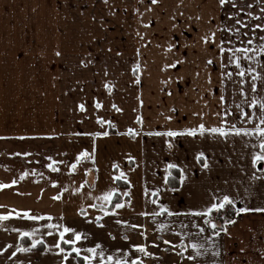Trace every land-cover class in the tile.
Masks as SVG:
<instances>
[{
    "label": "crops",
    "instance_id": "1",
    "mask_svg": "<svg viewBox=\"0 0 264 264\" xmlns=\"http://www.w3.org/2000/svg\"><path fill=\"white\" fill-rule=\"evenodd\" d=\"M134 7L139 9L136 5ZM254 7L258 12L259 7ZM58 12V4L54 0H0V182L8 183L13 178L19 179L22 171L29 172L17 185L0 190V204L7 205L9 209H31L37 215L50 214L53 223L59 222L88 233L89 239L83 241L84 244L91 245L98 240L105 247L123 244L120 236L126 231L135 242H143V238L137 237L124 225H117L116 219L145 225L148 240L161 235L152 231L154 225L150 217L139 215L156 208L150 202L155 199L151 192L156 188L161 189L160 203L180 211L189 206L200 205L208 199V191L216 188L237 197L238 206L264 207V178L256 181L251 179L253 170L249 167V149L244 147V139L177 137L173 141V148L169 149L164 143V137L146 135L165 128L195 126L201 122V117L193 113L203 112L206 126L219 123L213 115L220 107V88L217 83L221 71L219 60L205 67L206 58L212 56L216 59V52L205 51L199 44L191 46L192 36L196 35L194 38H198L197 32L185 31L184 36L178 32L174 39L181 42L179 50L169 53L157 51V55H162L158 61L148 62L150 58L147 48L137 46L129 52L134 56L139 50L138 58L145 60L141 64L142 69L156 72L155 75L147 74L144 78L146 83L150 76L156 81L155 98H148V87L140 94H135L128 86V94H124L127 90L117 82L119 65L116 62L106 66L99 63L98 66L94 65L92 78L103 83H114L115 93L104 98L98 92L97 97L93 98L85 93V71L79 63L81 57L69 54L68 31L63 30V17L66 15L62 14V5L61 30H58L56 24ZM135 13L138 20L141 19V9ZM211 13L209 11V15ZM138 20L134 19L136 22ZM217 20H223V17ZM134 21L131 19L130 22L135 28ZM136 31L137 29L134 32ZM128 32L130 35L133 33ZM203 32L200 31V34ZM185 43L189 47L184 48L182 45ZM57 51L61 53L59 57L55 55ZM201 56L203 57L200 59ZM70 59L74 60L72 64ZM177 59H182L183 63L176 68H164L166 63L171 64ZM133 65L129 64L128 70H132ZM209 74L213 81L211 85L207 82ZM165 81L168 83H164ZM70 85L73 86L71 91ZM138 96L141 98H137ZM226 96L229 104L233 99L239 102V97L232 96L231 87ZM95 102H100L102 107L96 109ZM79 103L85 105V111L77 110ZM173 108L176 111H170ZM138 115L143 118L142 125L136 123ZM97 116L111 121L114 127L107 124L101 126L97 123ZM167 116L172 119L166 120ZM130 127L140 132L135 139L124 134ZM103 130H107L109 135L95 138V165L91 161H84L77 166L76 172L69 173L66 165L74 160L75 155L84 149L91 152L93 148V137L75 133ZM196 151H204L209 157V170L201 171L200 166L195 163ZM23 152L32 155H14ZM49 156L65 161V164L58 165L60 172H52L47 168ZM129 156L134 157V160L130 161ZM167 162L186 166L188 178L182 187H178L179 191L172 192L163 187V169ZM114 163L119 167L113 168ZM86 168H92V171L86 174ZM120 171L131 182L127 186L131 196L121 195L120 198L131 199V206L118 210V217L103 216L98 208L88 207L89 204L98 203L88 196L89 192L92 196H97L110 187H118L120 193L126 190L125 181L114 182L112 179ZM85 179L88 184L80 192H73ZM54 180L57 181L55 186L52 183ZM119 181L123 184L122 187ZM93 183L95 188L89 187ZM65 188L68 191H64ZM245 189L248 191L245 192ZM57 194L61 199H53ZM81 207L88 213L87 216L80 214ZM5 210L0 208V211ZM97 216L102 217L100 222H95ZM44 223L47 221L32 222L15 218L4 222V227L9 230L5 231L4 227H0V264H59V257L54 252L43 253V250L17 252L16 256H12L16 247L21 246L22 238L10 229L28 230ZM99 223L104 227H100ZM40 231L43 232L44 229L41 228ZM109 232L117 237L115 241L109 238ZM229 232L230 237L222 233L219 239L224 253L222 259L226 264H264V213L241 214L237 217V222L229 226ZM163 235L165 238H173L168 233ZM45 240L50 245L54 243L52 236H46ZM30 243L29 240L25 247ZM164 247L161 241L160 248H150L160 259H147L146 264H174L178 258L173 252L162 251ZM184 264L188 262L185 261Z\"/></svg>",
    "mask_w": 264,
    "mask_h": 264
},
{
    "label": "snow or ice",
    "instance_id": "2",
    "mask_svg": "<svg viewBox=\"0 0 264 264\" xmlns=\"http://www.w3.org/2000/svg\"><path fill=\"white\" fill-rule=\"evenodd\" d=\"M104 2L107 3V0H104ZM159 3L160 0H150L149 7L145 11H152L151 6ZM182 3L183 0H178L177 9ZM254 6L259 7L258 12L255 11ZM136 11H139V9H136ZM215 11L217 16L223 12L225 19L218 21L217 16L209 15L207 21H204L205 31L202 34H200L199 28L203 20L201 15L189 16L187 18L189 23L186 27L198 34V38L192 39V47H196L199 44L205 51L214 50L216 52V59L212 56L206 58L205 67L213 65L217 59L219 60L221 71L219 72L217 83L220 88L218 96L220 107L213 113L219 123L211 127L206 126L203 122L204 113H193V115L201 117V122L195 126L177 129L165 128L163 131L148 132L146 135L164 137V143L169 149L173 148V141L177 137H191L193 139L200 137H220L224 139L239 137L244 139V147L249 149V167L253 170L251 179L256 181L264 178V0H251V2L250 0H216ZM140 15L143 16V13H140ZM178 15L183 16V12H178ZM170 19L176 20V16H171ZM150 23L151 21H149ZM149 24H144V27H148ZM177 27V23L172 24L173 29ZM184 32L185 29L182 28L180 35L184 36ZM137 35L143 39V34L138 32ZM157 46L159 47V45ZM180 46L181 42L179 39L175 43L170 40L164 51L166 53L173 52V50H179ZM182 46L184 48L189 47L187 43ZM55 55L59 57L61 53L57 51ZM137 55H139V50H137ZM87 63H91V61H80L82 66H86ZM181 63H183V60L177 59L171 64L166 63L164 68H176ZM230 66L231 70H229ZM139 68V62L135 63L132 68L133 75L136 77L135 83L140 82L137 74ZM197 75H199V72ZM53 79H57V77H53ZM177 79H182V77H177ZM207 82L210 85L213 83L211 74L207 76ZM164 83H168V81ZM104 87L111 91V87L107 82ZM229 87L232 89V96L234 98L239 97L238 103L235 99H233L231 104L228 103L226 93ZM205 103L207 104V101ZM94 107L100 109L102 104L95 102ZM77 110L85 111V105L79 103ZM117 111H120V109H117ZM170 111L174 112L176 109L173 108ZM165 119L171 120L172 117L167 116ZM97 123L101 126L107 124L109 127H114L111 121L99 116H97ZM136 123L142 125L143 118L138 115ZM124 134L135 139L140 135V132L130 127ZM75 135L93 137V148L91 152L84 149L75 155L74 160L66 165L69 173L76 172L77 166L84 161H91L94 166L95 138L107 136L109 133L107 130H103L94 133H75ZM24 138L20 137V139ZM14 155L27 157L32 155V153L23 152L14 153ZM128 159L131 161L134 160V157L129 156ZM47 160L50 162L46 166L52 172H60L61 169L58 165L65 164V161L55 160L51 156L47 157ZM194 161L200 166L201 171L211 168L210 159L205 155L204 151H196L194 153ZM112 167L118 168L119 165L114 163ZM173 170H176L175 174ZM91 171L92 168L85 169L86 174ZM163 171V187L168 191H179V188L174 186L173 182L178 183L182 187L188 178L186 166H181L175 162L165 163ZM257 173L261 175L258 176ZM28 175L29 172L22 171L19 179L13 178L8 183L0 182V190L12 188ZM112 179L114 182L116 180L125 181L126 190L120 193L118 187H110L97 196H92V193L89 192L88 196L98 201V203L89 204L88 207L98 208L103 216L118 217V210L131 206V199L123 200L120 198L121 195L123 197L131 196L130 191L127 190V186L131 182L123 171L113 176ZM52 183L55 186L57 181L54 180ZM225 183L227 182L225 181ZM85 184H88L86 179L72 191L80 192ZM170 185L173 186L169 187ZM89 187L95 188V184H90ZM64 191H68V189L65 188ZM247 191L248 189H245V192ZM160 192V188H156L151 192V196L155 197V199H151L150 202L156 205V208L151 212L139 213L141 216L151 218L154 225L153 232L161 233L153 240H148V231L145 225L130 223L125 219H116L115 223L117 225H124L129 231L134 232L137 237L143 238V242H135L129 232L126 231L120 236V240L124 243L119 246L105 247L104 243L98 240L91 245H86L83 241L89 239L88 233L78 231L59 222L53 223V217L50 214L37 215L32 213L31 209H9L7 205L3 204H0V208L6 210L0 211V227H4V222L14 218L32 222L47 221V223L39 227H31L28 230L21 228L10 229L18 233L20 238H27L31 241L27 247L18 245L16 250L12 252V256H16L17 252H31L38 246H43V253L54 252L59 257V264H70V258L75 264H146L147 259L157 261L160 259L156 252L149 249L160 248L161 241L165 245L161 250L173 252L178 258L174 264H184L185 261L188 264H226L222 259L224 253L219 242L221 234L223 233L224 236L230 237L229 226L234 225L237 222V217L243 213H264V207L238 206L237 197L220 188L209 190L207 200L198 206H189L183 211L160 203ZM147 194L148 190L145 192V195ZM114 197L116 198L114 199ZM53 199L59 200L61 196L57 194ZM241 203H243L242 200ZM79 212L82 216L88 215L83 207L79 209ZM161 217L164 219H158ZM60 219L62 220L63 216ZM101 220L102 217L97 216L95 222H100ZM217 220L222 221V223H217ZM99 226L104 227L102 223H99ZM41 228L44 229L43 232L40 231ZM4 230L8 231L9 229L4 227ZM164 233H168L173 238H165ZM46 236L54 237V243L48 244L45 240ZM108 236L113 241L117 239L111 232L108 233Z\"/></svg>",
    "mask_w": 264,
    "mask_h": 264
},
{
    "label": "rangeland",
    "instance_id": "3",
    "mask_svg": "<svg viewBox=\"0 0 264 264\" xmlns=\"http://www.w3.org/2000/svg\"><path fill=\"white\" fill-rule=\"evenodd\" d=\"M54 1H57L59 9V18L56 21L58 30H61V5L63 8L62 14L63 16L66 15L65 18L63 17V30L68 31L69 54L80 56V61H91L86 66L81 65V69L85 71L84 88L86 96L93 98L97 97L98 92L102 93L104 98L111 97L115 93L114 83L107 82L111 87V91H109L104 87L106 81L103 83L92 78V72H95L94 65L99 63L106 66L115 62L119 65L117 67V82H120L119 85L126 87L127 90L124 94H128V86L134 90L135 94H140L143 89L148 87V98H155L156 81L151 76L155 75L156 72L144 71L141 64L145 60L142 61L138 58V55L131 56L129 52L137 46L147 48L148 57L150 58L148 62L158 61L162 55H157V51L164 50L168 41L175 42L174 38L182 28L185 31L195 32L186 27L189 23L187 20L189 16L201 15L203 17L199 25L200 31H205L204 21H207L209 11L212 12L210 15L217 16L215 11L216 0H183L179 9H177L178 0H160L158 5L151 6L152 11L150 12L145 11L149 7L150 0H143V2L141 0H107V3L104 0ZM135 5L143 13V16L140 15L141 19L139 20L135 13ZM178 12H183V16L178 15ZM222 13L217 16V19L222 17L225 19V14L222 15ZM174 15L176 20H171L170 17ZM131 19L133 21L134 19L138 20L137 22L134 21V24L136 22V32H134L136 29L133 23L130 22ZM149 21H151L150 24ZM173 23L178 24L176 29L172 28ZM144 24H149V26L144 27ZM128 30L133 33L130 35ZM138 32L143 34V39L137 35ZM195 36L193 35L192 39ZM73 62L74 60L70 59V64ZM137 62L140 64L137 73L140 79L139 83L134 82L136 77L133 75L132 70H128L129 64L132 63L133 65ZM147 74L151 75L148 78L149 80L147 79L148 83L144 79ZM69 88L71 91L73 86L70 85ZM137 98H141V96ZM70 264H75V262L72 263L70 259Z\"/></svg>",
    "mask_w": 264,
    "mask_h": 264
},
{
    "label": "trees",
    "instance_id": "4",
    "mask_svg": "<svg viewBox=\"0 0 264 264\" xmlns=\"http://www.w3.org/2000/svg\"><path fill=\"white\" fill-rule=\"evenodd\" d=\"M174 171V174L176 173V170H173ZM119 183V185L122 187V183L119 181L118 182ZM174 183V186H176L177 188L180 186L178 183H176V182H173ZM171 186H173V185H170V187ZM116 197H114V199H115ZM111 207V206H110ZM217 223H222V221H220V220H217ZM29 243V240L27 239V238H23L22 240H21V246H25V245H27ZM35 250H40V251H42L43 250V246H38ZM74 255V254H73Z\"/></svg>",
    "mask_w": 264,
    "mask_h": 264
}]
</instances>
